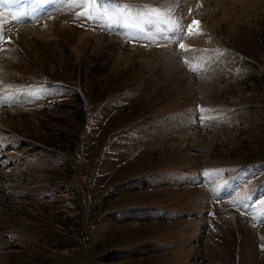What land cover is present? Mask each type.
<instances>
[{
  "label": "rangeland",
  "instance_id": "rangeland-1",
  "mask_svg": "<svg viewBox=\"0 0 264 264\" xmlns=\"http://www.w3.org/2000/svg\"><path fill=\"white\" fill-rule=\"evenodd\" d=\"M99 3L0 2V264H264V0Z\"/></svg>",
  "mask_w": 264,
  "mask_h": 264
},
{
  "label": "snow or ice",
  "instance_id": "snow-or-ice-1",
  "mask_svg": "<svg viewBox=\"0 0 264 264\" xmlns=\"http://www.w3.org/2000/svg\"><path fill=\"white\" fill-rule=\"evenodd\" d=\"M0 2H7V0H0ZM84 3H92L94 9H96L92 13H83L85 19H94V18H99L101 17L104 13L105 10L100 6L99 0H83ZM119 5H115L113 9V19L116 21L115 27L119 28H127L129 26V22L134 18L133 16L129 15L128 12H120L119 11ZM131 8V6H128ZM138 10L136 12V15H139ZM160 24V21L156 18H150L145 22V26L143 28H140L139 31L143 33H147L150 29H155L158 25ZM193 25L195 26L194 28L192 26H189L188 30L192 35H197L200 34V29H199V22L198 21H193ZM123 34V33H122ZM176 40L182 39V37L177 34L175 37H173ZM4 28H3V21H0V41L4 40ZM132 39H136V37H132ZM8 42H11L10 37L8 38ZM180 49H184V44L180 43L179 44Z\"/></svg>",
  "mask_w": 264,
  "mask_h": 264
}]
</instances>
